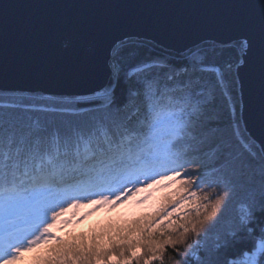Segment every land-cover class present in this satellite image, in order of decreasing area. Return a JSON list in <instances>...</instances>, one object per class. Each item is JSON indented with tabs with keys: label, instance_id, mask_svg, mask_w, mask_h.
Segmentation results:
<instances>
[{
	"label": "snow or ice",
	"instance_id": "snow-or-ice-1",
	"mask_svg": "<svg viewBox=\"0 0 264 264\" xmlns=\"http://www.w3.org/2000/svg\"><path fill=\"white\" fill-rule=\"evenodd\" d=\"M228 7L141 16L136 32L118 15L62 20L45 38L72 55L20 69L48 86L0 82V264H164L168 249L174 264H264V0ZM85 43L98 55L73 75ZM173 184L130 224L56 234Z\"/></svg>",
	"mask_w": 264,
	"mask_h": 264
},
{
	"label": "water",
	"instance_id": "water-1",
	"mask_svg": "<svg viewBox=\"0 0 264 264\" xmlns=\"http://www.w3.org/2000/svg\"><path fill=\"white\" fill-rule=\"evenodd\" d=\"M237 0H0V6L14 5L0 21V82L18 87H47L39 74H23L25 66H41L72 54L64 42L46 40L47 30L55 23L74 18L118 15L127 23L126 30L136 32L141 16L157 12L172 14L221 15L231 11ZM224 38V37H222ZM73 75L83 74L98 55L95 43H85L75 54ZM102 82L96 75L88 78V87ZM67 91H80L68 89ZM248 127L260 139L258 121Z\"/></svg>",
	"mask_w": 264,
	"mask_h": 264
},
{
	"label": "trees",
	"instance_id": "trees-1",
	"mask_svg": "<svg viewBox=\"0 0 264 264\" xmlns=\"http://www.w3.org/2000/svg\"><path fill=\"white\" fill-rule=\"evenodd\" d=\"M176 187L177 185L173 184L169 188H164L156 191V194H160V196H158L157 201H154L155 204H136V206H134L136 208L135 214L127 219L124 216H116V213L130 207V205H123L117 210L116 208H107L101 211L99 214H93L92 216L85 218L83 222L80 219L79 223L73 222V225L67 227L65 226V228H63L62 230V233L59 232L57 233V235L62 236L66 240L72 238H79L81 236L85 238H90L93 235L106 233L110 230H114L118 227L130 224L134 220H137L158 208L165 201L166 198L170 197ZM171 255H174V253L171 249H168L167 253L164 255V264H174V262H170L169 260V257ZM144 258L146 259L147 256H145ZM140 264H143V259L141 260ZM154 264H159V262L156 261L154 262Z\"/></svg>",
	"mask_w": 264,
	"mask_h": 264
},
{
	"label": "rangeland",
	"instance_id": "rangeland-1",
	"mask_svg": "<svg viewBox=\"0 0 264 264\" xmlns=\"http://www.w3.org/2000/svg\"><path fill=\"white\" fill-rule=\"evenodd\" d=\"M163 191V190H162ZM141 195H144L143 193H141ZM158 196H160V194H156V191H154L153 193H152V196L147 200V201H145L143 204H155V200L157 201L158 200ZM154 198V199H153ZM128 205H130V207H128V208H126V209H123L122 211H119V212H117L116 213V216H124L126 219L127 218H129L130 216H133L134 214H135V211H136V208L134 207V206H136V204L135 203H127ZM123 205H125L126 206V204H122V205H118L117 207H116V210L117 209H119V208H121ZM105 209H107L106 207L105 208H101V209H99L98 211H96V212H93L90 216H92L93 214H99L101 211H103V210H105ZM76 213H77V216H79L80 214H82V213H84V212H86V211H88V208H78V209H75L74 210ZM66 216H71V211L69 212V213H66ZM89 216H86V217H84L83 219H81V221L83 222L84 220H85V218H88ZM73 220H75V217H73ZM71 225H73V223L72 224H70V225H68V226H71ZM67 227V226H66ZM63 228H65V227H63ZM59 232H61L62 233V231H57V233H59ZM56 233V234H57Z\"/></svg>",
	"mask_w": 264,
	"mask_h": 264
}]
</instances>
